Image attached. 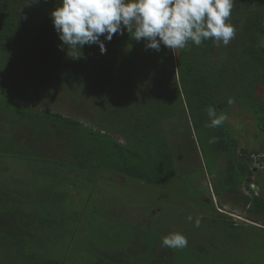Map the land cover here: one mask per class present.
Returning a JSON list of instances; mask_svg holds the SVG:
<instances>
[{"label": "trees", "instance_id": "1", "mask_svg": "<svg viewBox=\"0 0 264 264\" xmlns=\"http://www.w3.org/2000/svg\"><path fill=\"white\" fill-rule=\"evenodd\" d=\"M59 3L0 0V158L24 161V171L33 175L3 176L0 167V264L62 262L66 246L52 240L68 236L69 230L58 225H66L62 208L73 200L62 171L86 176L110 171L125 179L159 184V172L175 164V155L181 151L180 147L173 150L166 131L167 121L175 118H185L189 126L191 121L206 143L219 137L210 143L216 147L215 155L226 160V179L217 189L219 196L240 191L246 182L255 194L250 184L256 170L254 160L251 156L236 158L238 140L228 121L218 128L206 125L210 123L209 106L220 115L240 105L264 132V0H234L229 22L236 35L223 49L207 40L199 47L190 43L175 53L162 45L157 52L125 31L106 42V54L97 45H85L79 59L69 56L54 30L50 14ZM69 51L79 54V49ZM150 54L161 59L149 61ZM166 64L170 69L162 70ZM10 83L13 88L6 91ZM55 87L90 94L99 128L28 104L29 97H41ZM229 98L234 103L229 104ZM116 134L127 141H119ZM263 160L256 159L257 166L263 167ZM44 165L58 170L48 171ZM46 177L52 179L38 180ZM75 184L76 179L70 185ZM262 192L260 188L253 196L242 195L241 204L264 216ZM200 205L218 213L212 219L218 228L233 231L229 215L206 201ZM248 219L255 224L250 226L264 230L258 218Z\"/></svg>", "mask_w": 264, "mask_h": 264}, {"label": "rangeland", "instance_id": "2", "mask_svg": "<svg viewBox=\"0 0 264 264\" xmlns=\"http://www.w3.org/2000/svg\"><path fill=\"white\" fill-rule=\"evenodd\" d=\"M261 44L264 45V37ZM222 47L221 43L220 49ZM158 58L150 54L148 60L161 59ZM170 67L166 64L162 70ZM6 86V91L13 88L11 83ZM40 96L29 97L28 104L69 115L87 126L99 128L94 118L97 111L93 107L94 98L90 94L55 87ZM225 113L238 140L236 158L252 157L256 170L250 184L255 187V194L260 188L262 192L264 167L257 166L256 159L264 157V132L251 113L240 105H234ZM191 126L185 118L167 121L166 131L172 148L180 147L181 151L175 155L177 161L167 169L169 172H159V184H147L130 176L125 179L110 171L98 176L95 172L86 176L71 170L62 171L65 177L62 181L72 189L73 202L62 208L66 225H58L69 230L68 236L52 240L53 243L63 241L66 246L60 264H264V230L250 226L254 221L248 219L258 218L257 224L264 228V216L251 213L241 204L242 195L255 194L249 190L247 182L240 191L217 194L226 179L223 170L226 160L216 156V147L201 140V130L196 131ZM114 137L123 143L127 141L121 134ZM0 163H3L0 164L4 168L3 176L33 177L31 172L24 171L25 163L20 159L0 158ZM44 166L48 171L58 170L54 165ZM69 176L75 177V185H70L75 179L70 180ZM120 181L124 184L120 185ZM199 201H206L229 215L232 234L228 228L221 229L212 223L218 213L202 207ZM120 207L124 209L120 211ZM189 216L193 217L191 222ZM196 218H200L199 227H195ZM175 232L187 237L186 248L162 246L163 237ZM117 247L122 248L119 251ZM114 248V254L109 256L108 252Z\"/></svg>", "mask_w": 264, "mask_h": 264}, {"label": "clouds", "instance_id": "3", "mask_svg": "<svg viewBox=\"0 0 264 264\" xmlns=\"http://www.w3.org/2000/svg\"><path fill=\"white\" fill-rule=\"evenodd\" d=\"M233 5L234 0H60L50 16L69 56L79 59L85 45H97L100 53L106 54V42L125 31L135 41H145L146 49L157 52L162 45L175 53L190 43L199 47L207 40L227 46L236 35L235 26L229 22ZM70 49H79V54L70 53ZM207 115L209 128H218L228 119L226 114L217 115L211 106ZM218 139L213 136L209 143ZM194 223L199 227L200 218ZM162 246L183 249L188 239L182 233H171L163 237Z\"/></svg>", "mask_w": 264, "mask_h": 264}, {"label": "crops", "instance_id": "4", "mask_svg": "<svg viewBox=\"0 0 264 264\" xmlns=\"http://www.w3.org/2000/svg\"><path fill=\"white\" fill-rule=\"evenodd\" d=\"M122 247H117V249L120 251V249H121Z\"/></svg>", "mask_w": 264, "mask_h": 264}, {"label": "water", "instance_id": "5", "mask_svg": "<svg viewBox=\"0 0 264 264\" xmlns=\"http://www.w3.org/2000/svg\"><path fill=\"white\" fill-rule=\"evenodd\" d=\"M251 187L254 189L255 187L253 185H251Z\"/></svg>", "mask_w": 264, "mask_h": 264}]
</instances>
